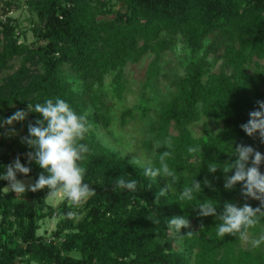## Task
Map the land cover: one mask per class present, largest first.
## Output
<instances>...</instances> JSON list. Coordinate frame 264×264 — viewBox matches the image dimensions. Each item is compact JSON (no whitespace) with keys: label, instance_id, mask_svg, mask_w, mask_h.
<instances>
[{"label":"trees","instance_id":"obj_1","mask_svg":"<svg viewBox=\"0 0 264 264\" xmlns=\"http://www.w3.org/2000/svg\"><path fill=\"white\" fill-rule=\"evenodd\" d=\"M19 2L0 0V122L17 110H27V103L57 97L77 114L87 113L92 129L82 142L91 152L82 166L84 181L95 195L79 206L64 199L56 209L44 199L47 188L38 191L35 204L7 191L8 182L0 180V264H264V243L244 248L238 237H218L219 221L193 210L208 199L218 209L224 201L242 206L241 185L226 190L223 172L209 173L207 163L234 159L233 147L240 142L264 152V144L240 128L256 101L264 100V0H25L37 17L38 37L31 44L18 42L19 26L9 17L21 8ZM180 47L187 56L185 73L163 76L176 92L155 112L148 129L161 145L166 138L172 140L171 149L159 147L150 166L158 167L159 154L171 151L167 163L178 177L173 183L168 177L144 176V166L132 165L110 150L96 130L111 125L99 91L109 75H115L120 94L128 64L154 55L148 74L152 80L161 73L162 56ZM17 58H22L20 68L4 79L3 71ZM34 63L40 72L31 68ZM218 63L219 71L214 72ZM132 112H124L123 123ZM202 117L222 123L223 129L195 138L190 126ZM38 118L29 113L25 121L0 128V174L12 153L3 149L5 131L27 136L28 124ZM190 146L202 150L189 153ZM28 151L25 144L18 146L22 164ZM27 166L30 173H17V179H38L42 170L35 162ZM122 175L138 181L136 191L113 190ZM194 178L202 191L190 202L179 201L184 185ZM205 179L212 187L204 185ZM167 183L166 197L155 200ZM247 203L259 206L255 200ZM70 211L73 216H68ZM54 215V240L47 241L38 235L39 222ZM174 216L188 217L191 227L180 234L170 231L168 218ZM157 219L159 223L152 222ZM188 231L194 232L191 237L182 236ZM261 233L264 218L248 229L255 238Z\"/></svg>","mask_w":264,"mask_h":264},{"label":"clouds","instance_id":"obj_2","mask_svg":"<svg viewBox=\"0 0 264 264\" xmlns=\"http://www.w3.org/2000/svg\"><path fill=\"white\" fill-rule=\"evenodd\" d=\"M29 113L38 115L34 123L28 124V135L21 137V143L25 144L30 151L24 155L27 163L33 162L42 170L38 179L34 183H25L17 179V173L27 176L31 168L21 163L20 156L5 166L6 171L0 174V180L8 182L5 189L15 194H24L26 190L37 192L45 188L48 189L44 199H55L63 196L73 206H79L85 203L90 197L95 195V189L85 183L84 177L86 168L83 161L90 154L91 150L87 143H83L86 135L91 131L92 125L87 119V113L77 114L71 105L64 99L57 97L55 101L51 98L43 103L35 105L27 103V110H17L11 116L0 122V128L12 126L15 122H23ZM249 119L246 123L240 125V128L246 135L260 144H264V100H257L256 107L249 112ZM15 133V129H9ZM172 148L171 138H166L163 145L159 142L157 147ZM234 151L229 161L220 164L216 161L207 163L209 173H216L221 170L224 174V188L232 190L237 184H240V194L245 200L242 206L237 203L224 201L219 209L213 199L205 200L195 205L193 210L197 211L200 217H215L219 223L216 224V234L224 238L226 235L238 237V239L250 242L252 247H259L264 243V233L258 238L249 241L248 229L254 227L264 218V173L260 168L264 165V153H261L252 145L243 142L236 143ZM198 146H190L189 153L201 151ZM172 156V152L165 150L159 154V166H147L144 168V176L150 178L168 177L175 183L178 179L175 170L171 169L167 160ZM132 165L144 166L138 157L130 160ZM231 173V175H229ZM130 177V176H129ZM115 187L136 191L138 181L134 178L126 179L122 175L115 179ZM204 185L212 187L211 183L205 179ZM170 185L167 183L155 194V200L166 197ZM151 185L148 190H151ZM215 190V189H213ZM202 191L201 182L195 178L191 184H185L178 199L179 201H192L195 199L194 193ZM255 200L259 206L252 207L247 201ZM69 212L68 216H73ZM159 223V220L152 221ZM190 220L185 216H174L168 218L167 228L180 234V230L189 229ZM193 231H188L186 235L191 237Z\"/></svg>","mask_w":264,"mask_h":264},{"label":"rangeland","instance_id":"obj_3","mask_svg":"<svg viewBox=\"0 0 264 264\" xmlns=\"http://www.w3.org/2000/svg\"><path fill=\"white\" fill-rule=\"evenodd\" d=\"M21 8L9 14L13 19L12 24H18L19 31L17 38L19 43L31 44L37 40L38 29L35 26L37 17L28 5H25V0H20ZM6 9L5 2L2 4ZM2 20L5 22L6 18ZM2 26L0 23V32ZM2 36L0 33V43ZM155 59L154 55L146 56L138 64H128L124 69L123 84L124 89L120 94L117 92L114 78L115 75H109L103 86L100 87V96L105 105V109L111 117V125L109 128L100 126L96 132L100 140L110 150L120 154L121 156L131 160L138 157L144 167L152 164L157 156L158 149L157 141L149 134V126L155 122V112L159 111L163 105L175 94V88H172L168 82L163 78L165 74L183 76L185 73V65L187 56L182 55V47L178 51H169L165 53L160 61V75L150 80L148 74L152 61ZM22 58H17L8 64V67L3 71V78L15 73L21 66ZM213 63V60H209ZM219 63L213 67L214 72L219 71ZM34 71H39L36 63L30 64ZM38 68V69H37ZM133 110L131 115L125 117L123 123V114L125 111ZM6 129V128H5ZM223 129V124L217 121L202 117L194 125L190 126L192 135L195 138L205 137L208 134L215 135ZM5 150H12L10 152L8 164L11 163L17 155L18 146L21 143V137L24 135L10 134L8 130L5 131ZM172 134H176L172 130ZM148 143L152 147H148ZM264 153V152H261ZM25 166L28 165L27 160H24ZM7 164V165H8ZM264 173V170L261 169ZM25 183H34L35 178L19 179ZM7 190V189H6ZM9 191V190H7ZM31 196V198L27 196ZM47 195V194H46ZM18 198L24 200H32L38 204V191L32 192L26 190L24 194H17ZM24 196V197H23ZM26 196V197H25ZM64 197L58 196L55 199H45L46 203L58 209L64 202ZM251 200V199H249ZM1 219V218H0ZM58 223V216L54 215L52 218H44L39 222L38 235L42 236L47 241L54 240L52 233L55 232ZM249 241L254 239V236L248 235ZM251 245L250 242H242V246L247 248ZM36 264V263H32Z\"/></svg>","mask_w":264,"mask_h":264}]
</instances>
